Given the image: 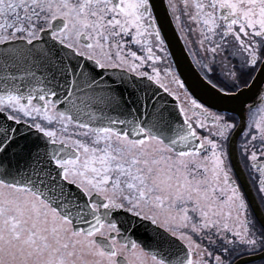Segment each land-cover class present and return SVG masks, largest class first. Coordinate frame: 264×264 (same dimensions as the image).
<instances>
[{"label": "snow or ice", "instance_id": "6c2138e0", "mask_svg": "<svg viewBox=\"0 0 264 264\" xmlns=\"http://www.w3.org/2000/svg\"><path fill=\"white\" fill-rule=\"evenodd\" d=\"M0 264H264V0H0Z\"/></svg>", "mask_w": 264, "mask_h": 264}, {"label": "water", "instance_id": "95a60500", "mask_svg": "<svg viewBox=\"0 0 264 264\" xmlns=\"http://www.w3.org/2000/svg\"><path fill=\"white\" fill-rule=\"evenodd\" d=\"M164 5H165V1H164ZM164 5L161 4L160 0H157V6L159 8H161L162 11H163ZM179 47H180V45L178 44L177 48H179ZM184 64H185L186 68H189V66L191 65V71H192V73L194 75L197 69L195 68L194 64H192V61H191L189 55L186 56V58L184 60Z\"/></svg>", "mask_w": 264, "mask_h": 264}, {"label": "flooded vegetation", "instance_id": "af4514ba", "mask_svg": "<svg viewBox=\"0 0 264 264\" xmlns=\"http://www.w3.org/2000/svg\"><path fill=\"white\" fill-rule=\"evenodd\" d=\"M164 1H165V5H166V0H164ZM190 58H191V56H190ZM191 60H192V58H191ZM195 67L197 68V66H195ZM238 140H239V138H238ZM249 193H250V198L254 197L255 196V189L254 188H250L249 189Z\"/></svg>", "mask_w": 264, "mask_h": 264}]
</instances>
